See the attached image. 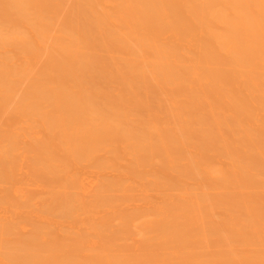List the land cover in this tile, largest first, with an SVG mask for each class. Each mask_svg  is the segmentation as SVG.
<instances>
[{"label": "bare ground", "instance_id": "6f19581e", "mask_svg": "<svg viewBox=\"0 0 264 264\" xmlns=\"http://www.w3.org/2000/svg\"><path fill=\"white\" fill-rule=\"evenodd\" d=\"M0 264H264V0H0Z\"/></svg>", "mask_w": 264, "mask_h": 264}]
</instances>
